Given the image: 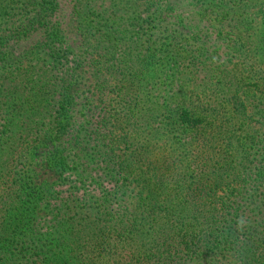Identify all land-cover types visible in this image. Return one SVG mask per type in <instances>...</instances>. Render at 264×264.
<instances>
[{"label": "trees", "instance_id": "trees-1", "mask_svg": "<svg viewBox=\"0 0 264 264\" xmlns=\"http://www.w3.org/2000/svg\"><path fill=\"white\" fill-rule=\"evenodd\" d=\"M0 264H264V0H0Z\"/></svg>", "mask_w": 264, "mask_h": 264}, {"label": "rangeland", "instance_id": "rangeland-1", "mask_svg": "<svg viewBox=\"0 0 264 264\" xmlns=\"http://www.w3.org/2000/svg\"><path fill=\"white\" fill-rule=\"evenodd\" d=\"M211 18H212V17H211ZM212 23H213L214 25H213V26H211V28H214V27H216V25H217V22H215V23H214V22L212 21ZM188 26H189V25H188ZM164 36H165V34H164ZM163 39H164V41L166 42V41H167L166 39H168V38H163Z\"/></svg>", "mask_w": 264, "mask_h": 264}]
</instances>
